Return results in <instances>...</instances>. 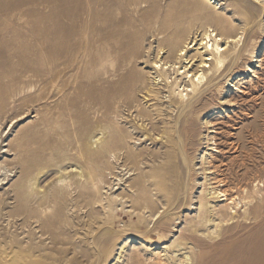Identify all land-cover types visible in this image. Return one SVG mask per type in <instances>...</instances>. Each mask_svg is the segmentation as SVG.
Listing matches in <instances>:
<instances>
[{
    "label": "rangeland",
    "instance_id": "obj_1",
    "mask_svg": "<svg viewBox=\"0 0 264 264\" xmlns=\"http://www.w3.org/2000/svg\"><path fill=\"white\" fill-rule=\"evenodd\" d=\"M202 1L114 6L128 22L103 26L98 44L93 0H0V264H264V0ZM205 27L235 36L243 61L220 95L203 97L190 151L175 132L184 103L174 118L159 112L172 105L154 63L173 46L161 38L189 44ZM234 127L239 159L226 148ZM220 162L232 166L226 183L249 192L238 214L196 229Z\"/></svg>",
    "mask_w": 264,
    "mask_h": 264
},
{
    "label": "bare ground",
    "instance_id": "obj_2",
    "mask_svg": "<svg viewBox=\"0 0 264 264\" xmlns=\"http://www.w3.org/2000/svg\"><path fill=\"white\" fill-rule=\"evenodd\" d=\"M143 2L153 3V7L158 6V11L161 9V6L167 9L169 5V4L162 5L163 3H161V0H93L94 20H95V30L94 31H95L96 41L97 42L100 41L102 37V27L103 26H105V28H108L110 24L116 21L117 24L122 28L119 22L123 20V17L121 15L120 18L118 17L119 19L117 20V17H115V12H114L115 8L119 10L120 13H124L126 11H129L133 6L136 7L139 4H142ZM189 2L197 6L203 5L202 0H188V3ZM214 2H217V1H214ZM114 6L116 7L114 8ZM147 9L150 13L154 14V11L152 8H147ZM185 13H186V10H182L181 15L179 14L180 20L182 21L187 20ZM199 16L204 17V19L207 21L216 20L206 15H199ZM224 20H227V19H224ZM99 22H101V24H99ZM103 22H106V23H104L103 25ZM123 22L127 24L128 21H127L126 16ZM179 35L180 34H178V37ZM111 37H113L112 32L107 31L104 39L111 38ZM119 41H120L119 48L127 49L126 48L127 45L126 43L125 44L123 43L121 37L119 38ZM163 42H167L168 44H172L173 46L167 48L170 53V56L168 57L167 60H165V58L163 59L158 56L159 60H157L154 63L155 64L154 67L158 69L159 71L158 77H157L158 80L156 79V81L158 82H155V83L159 84L161 82L162 84H164V86H167L170 88V99L167 101H169L168 103L172 105V108H166V109L161 108L159 112L162 115H163V112L171 113V117L174 118L173 111L178 109L179 106L182 103H184L181 107L180 112L178 113V118H181L182 115L184 116L183 122L180 125L177 124V126L175 127V132L178 133L179 135L178 137L177 135H175L174 137H177L179 139L180 137L184 136L186 138L185 147L190 148V151H191L192 150L191 148L193 147L195 148V146H197L196 138L198 136V125H199L198 119L202 111H204L207 106V103L203 100V97L208 94H210V96H213V97L220 95L221 83L226 82L225 80H229L230 82H232L231 79H228V78L233 77L234 75H237V73L240 70V66H241L240 63H242L243 61L242 60V55H243L242 49L237 50L235 48L237 46V39H235V36H230L229 32H227L226 29L215 31V29H212V28L209 29L208 27H205V31L203 32L202 37L200 39L198 37H195L192 39V41L189 44H185V43L181 44L178 41H175L173 37L170 35H167L161 38L160 43H163ZM232 44H233V47L231 46ZM193 49L196 52L192 53ZM104 59H105V52L101 51V49L100 50L97 49L93 57V66L97 69V65L100 64ZM248 68H249L248 70H250V67ZM95 75L100 76V73L98 70L97 72H95ZM131 78L132 76H128L124 78L122 81H120V88L126 89L127 87H129ZM201 84H202V87H200ZM230 84L231 83L228 84V87H233V85H230ZM247 89L250 90L251 87L250 89L249 88ZM151 90L152 91L149 93V95L153 93L154 94L157 93V95L161 98L162 96L161 87L157 88L156 90L155 89H151ZM245 91L244 93L248 94V92H245ZM114 94L116 96H119L116 90H114ZM190 94H193L194 98L188 101V98L186 99V97H188V95ZM164 102L165 101L161 99V104H163ZM169 109H171V111ZM208 122L211 123L213 126L215 125L213 124L212 121H208ZM182 126H183V129H181ZM236 129L238 128L234 127L232 130L228 132L229 140H228V144H226V146L228 145L226 148H229V150L232 151L235 157H238L239 159V156L241 155L240 152L242 151V148H243L242 147L243 144L241 142L240 132H236L237 131ZM219 130H221V128H219ZM103 141L104 140L101 141L102 145H107L106 142L103 144ZM95 142L97 141H93L91 146H94ZM88 150L91 152L90 154L91 156L95 155L96 152H92L91 148ZM222 150H226V149L223 148ZM218 151L221 152V149ZM27 166L29 168V165ZM230 166H231L230 163H225V162H223L222 165L220 162L218 164L214 163L211 166V170H212L211 174L213 175V178H211L212 179L211 182L213 184L211 188L212 189L211 193L213 194V196L212 197H209L208 195L207 196L204 195L203 197L201 196L202 197L200 199L201 205L199 207L202 213V217L199 222L194 224L196 229L197 228L199 229V227H202V226L206 227L210 225L211 222H214V218H217V219H223L225 217L227 218L229 214H232L231 217H233V214L237 213L236 208H238V206L243 200L241 197L242 195H239V194H241L242 192H247V193L249 192V189L246 188V186L241 185V187L239 186L240 190H237L239 192L238 193L237 191H234V188H232L231 185H229V182L226 183L227 181L226 171L228 172L229 170H232V166L231 167ZM28 168L22 167V170L26 171L24 175L28 174ZM80 174H82V172H80ZM0 176H2V174H0ZM27 178L29 179V177ZM36 182L37 181H34L32 183L33 188H35ZM233 183L231 182V184ZM241 190L242 192H240ZM221 197H224L222 201H226L223 207L224 213L221 214V217L219 216L216 217L217 216L216 211L212 210L213 208L211 209V206H213L212 203H216L215 199H217L218 201H221ZM243 198L245 201H247L248 197L244 196ZM218 226H221V225H218ZM192 236L191 237L189 236V237L196 238V239H198L199 237L195 235H192Z\"/></svg>",
    "mask_w": 264,
    "mask_h": 264
}]
</instances>
